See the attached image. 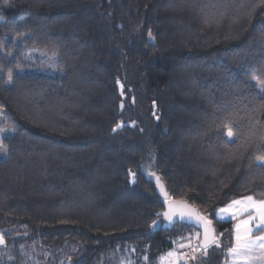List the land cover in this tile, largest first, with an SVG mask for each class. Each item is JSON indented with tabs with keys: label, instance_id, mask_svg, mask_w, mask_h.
<instances>
[{
	"label": "trees",
	"instance_id": "trees-1",
	"mask_svg": "<svg viewBox=\"0 0 264 264\" xmlns=\"http://www.w3.org/2000/svg\"><path fill=\"white\" fill-rule=\"evenodd\" d=\"M37 51L56 54L64 78L19 74ZM253 77L264 78V0H0V108L14 131L0 227L74 245L72 264H158L198 231L153 230L164 206L141 165L156 157L170 196L221 240L192 264H224L233 227L216 211L264 199Z\"/></svg>",
	"mask_w": 264,
	"mask_h": 264
},
{
	"label": "snow or ice",
	"instance_id": "snow-or-ice-1",
	"mask_svg": "<svg viewBox=\"0 0 264 264\" xmlns=\"http://www.w3.org/2000/svg\"><path fill=\"white\" fill-rule=\"evenodd\" d=\"M151 37V32H149ZM255 85L259 87L261 92H264V78L253 77ZM13 82V73L8 72L7 83ZM119 83V82H118ZM122 87V86H121ZM122 107V105H121ZM122 127L118 124L113 129ZM227 131L225 133L228 140L233 137L232 128L225 124ZM3 133V129H0ZM0 153L6 154L3 148V135H0ZM257 161L264 165V155L257 156ZM135 173L129 170V176L135 180ZM156 186L160 189L161 195L164 197L166 211L162 213L165 220L169 223L173 222L175 217L183 220L187 217L189 220H195L203 229L201 238L200 232L195 236L181 238L183 242L178 244L179 249H188L187 252H178L177 250L170 251L166 257H161V264H180L184 261L187 264L188 260L196 261L200 256L207 257L210 248H221L222 243L216 235L215 229L212 227V220L207 216L202 215L196 208L190 206L184 200H174L165 190L161 183L160 177H155ZM161 215V214H157ZM216 215L220 219L230 218L236 223L233 226L232 244L227 248L228 264H264V200L257 201L253 196H246L241 199L232 200L231 203L221 207ZM153 228L157 227L156 222H153ZM223 233L220 234L222 236ZM0 246H6L3 234H0ZM147 259V258H145Z\"/></svg>",
	"mask_w": 264,
	"mask_h": 264
},
{
	"label": "rangeland",
	"instance_id": "rangeland-1",
	"mask_svg": "<svg viewBox=\"0 0 264 264\" xmlns=\"http://www.w3.org/2000/svg\"><path fill=\"white\" fill-rule=\"evenodd\" d=\"M25 63L26 67L19 71L21 75L34 74L54 79H61L65 76V73L59 69V58L56 54L37 51L32 53L31 58L27 59ZM5 117V111L0 108V129H3V133H0V135H3V140L14 135V131L5 125ZM3 148L6 154L0 153V159L7 160L9 151L4 144ZM255 199L257 201L264 200ZM216 213V221L231 222L232 227L236 223V221L230 218L220 219ZM0 234H3L4 238H9L5 240L6 246H0V264H72L70 255L76 251L74 245L69 244L63 248H58L46 247L40 240L33 242L25 241L29 232L26 227L20 225L0 227ZM178 244L174 249L182 252L184 249H180L179 251ZM166 254L161 257H166ZM110 261L111 264H123L121 262L118 263L116 259L114 260V257H110ZM158 264H161V259H159ZM180 264H182V261ZM224 264H228V258H226ZM256 264H259V262L257 261Z\"/></svg>",
	"mask_w": 264,
	"mask_h": 264
},
{
	"label": "water",
	"instance_id": "water-1",
	"mask_svg": "<svg viewBox=\"0 0 264 264\" xmlns=\"http://www.w3.org/2000/svg\"><path fill=\"white\" fill-rule=\"evenodd\" d=\"M141 174L143 175L145 181H147L148 183H150V184H152L154 186L156 194L162 200V203H163V206H164V210L159 213L161 215H157V217H158V220L156 221L157 227L153 228V230L154 231H158V230L162 229V230H169L170 231L176 225L181 224V225H185V226L192 227V228L196 229L198 232H200L201 238H202L203 229H202V227H200L197 224V222L195 220H189L187 217H185L183 220H181L179 217H175L173 222L169 223V221L164 219L162 213L165 212L167 209H166V206H165V203H164V197L161 195L160 189L156 186V182H155V177L159 176L158 173H157L156 157H154V158H150V157L146 158L145 162L141 165ZM160 180H161V178H160ZM161 183L163 184L165 190L167 191L166 186H165V184L163 183L162 180H161ZM177 201H179V200H177ZM212 227L215 229L213 223H212ZM215 233H216V230H215Z\"/></svg>",
	"mask_w": 264,
	"mask_h": 264
},
{
	"label": "built area",
	"instance_id": "built-area-1",
	"mask_svg": "<svg viewBox=\"0 0 264 264\" xmlns=\"http://www.w3.org/2000/svg\"><path fill=\"white\" fill-rule=\"evenodd\" d=\"M187 251H189L188 249H184V250H182V252H187ZM194 261H192V260H188L187 261V264H192ZM182 264H184V261H182Z\"/></svg>",
	"mask_w": 264,
	"mask_h": 264
},
{
	"label": "crops",
	"instance_id": "crops-1",
	"mask_svg": "<svg viewBox=\"0 0 264 264\" xmlns=\"http://www.w3.org/2000/svg\"><path fill=\"white\" fill-rule=\"evenodd\" d=\"M193 236H195V234ZM179 251H180V249H179Z\"/></svg>",
	"mask_w": 264,
	"mask_h": 264
}]
</instances>
